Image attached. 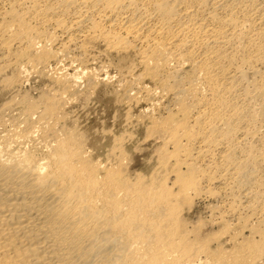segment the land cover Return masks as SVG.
I'll use <instances>...</instances> for the list:
<instances>
[{
  "label": "bare ground",
  "instance_id": "1",
  "mask_svg": "<svg viewBox=\"0 0 264 264\" xmlns=\"http://www.w3.org/2000/svg\"><path fill=\"white\" fill-rule=\"evenodd\" d=\"M95 42L138 57L119 95L148 79L164 98L145 116L155 157L92 161L80 131L57 129V90L42 112L26 99L0 137V264H264V0H0V73L20 64L15 82L23 60L46 69ZM85 56L49 76L94 88ZM207 196L220 201L205 220Z\"/></svg>",
  "mask_w": 264,
  "mask_h": 264
},
{
  "label": "rangeland",
  "instance_id": "2",
  "mask_svg": "<svg viewBox=\"0 0 264 264\" xmlns=\"http://www.w3.org/2000/svg\"><path fill=\"white\" fill-rule=\"evenodd\" d=\"M109 50L110 49H108V51H107V49H105V46L103 43L95 42V43L89 44V46L86 49V52H82L81 50H78L79 52L70 50L69 54L65 58L60 57L59 59H57L58 62L56 60H55V62H53L54 60L50 61V64L48 63V65H46V69L41 64H38L39 66L37 64L36 65L31 64V63L28 64V62H24L25 60H23L24 64H21V65L25 66V64H26L27 68H26V66H25V68L28 71H27V73L22 74V76H24V77L21 79V82H15V79L18 78V73H19V72L17 73V71L15 72V70H17V68L20 67L19 66L20 64L16 65L15 66L16 68L12 66V67L8 68L7 70H5L4 73L3 72L0 73V125H1L0 126V137H1V135H4V133L5 134H8V133L13 134L12 132L16 133L17 130L19 129L18 127L21 128L24 120L26 118L28 119V117L24 113L25 107L27 106V105H25L27 103L26 99H30V100H28V102H30V101L32 102L33 100H35L34 102L39 107L38 112L39 111L42 112L43 110H41V109H44V107H45L44 106L45 102H46L45 99L47 98V96L53 94V92H56V90H57L58 93L56 92L54 94L55 95V101L58 104L61 103V105L59 104L60 106H62V102L64 103L63 108L60 107L61 109L58 108L56 111L57 116L60 117V118L57 117V120H59L57 122V127H58L57 129L58 130H61L60 128H62V126H63L64 128H62V129H65V131H67V132L74 131L73 132L74 135L76 132H78V133H76L77 136H79L82 133L83 134V135L81 134L82 136H79V138H77V137L76 138L78 140L82 139L81 140V143L83 142L82 146L86 145L89 148L88 149L86 146H85L86 148L84 147L85 150L87 151L86 154L88 155V157L91 158L92 161L100 160V161L105 162V160H106L105 156L106 155H107L106 157L109 158V156H111V159H113V158H115L114 157L115 155L117 156L118 150L120 149L118 147H121L122 151L124 150V147H125V150L123 152H125V153L127 152V154H125V153L124 154L128 155V156H126V157H128L127 159H129V157H130L129 160L133 161V162H131V163L129 161L126 162V159L123 156L124 160L122 159V161H124L123 162L124 165L126 166L128 164L127 166H132L131 164L133 163V164H135L134 169H136V170L140 169L141 170L143 168V165H145V159H147L151 155H152V157H150L151 159L155 157V154H154L155 153L154 151L156 149L155 147L159 144V142L154 138H153L154 139L153 141L150 138H149V140H147L148 137L146 134V130H147L146 126L148 125V119L147 118L145 119V116L147 114H152L153 112H154V114H156L159 104L165 100H164V98L159 97V95L156 93L157 89L154 90V87L156 88L155 84L153 82L149 81L148 79L142 80V82H141L142 85L140 84L141 87L139 86V88H141L143 90H144V87L147 86V87H145V90H144L145 92L138 88L137 90L133 91L134 93H136L135 91H137L136 95H134V93L131 94L132 91H130L129 94L132 95L131 101L130 100L128 101L127 100L128 98H126V97L124 98L123 95H119L124 90L123 87H125V85H126V83L123 84L124 81L122 79V76H121L122 73L120 71H122L124 69V67L126 68L129 66L130 68L135 69L134 72H136V73L139 72L140 67H138V59H137L138 57L136 56L135 52H133V51H131V52L130 51H128V52L123 51L121 53V51H116V50H110L109 51ZM74 52H76V53H74ZM85 53H86L85 58L86 57L88 58V59L86 58L85 68H87L88 71H91L92 73L93 72L100 73L98 80L95 82V85L93 84V86H92L94 88L90 87L91 88L90 89L88 86H86L85 79L82 78V76L78 80L79 90L77 92H73L72 90H69L70 92H68V90L65 91L63 84H61V86H63V87L60 88L61 87L59 85L60 83L56 82L54 80L55 79L54 76H49V74H51V75H56V74L62 75L63 73H66V72H72L73 69L74 68L76 69V66H77V63L74 62L73 59L75 57H77V55L81 56L82 54H85ZM101 53H102V55H101ZM88 54L90 55L91 58L89 57ZM105 54H107V55H105ZM132 54L135 57H133ZM92 55H93V57H92ZM130 59H132L133 61ZM120 60H124V61H120ZM133 62L134 63L136 62V63L134 64ZM131 64H133L135 67L134 66L131 67ZM30 65L32 67L34 65L37 67L34 66L33 67L34 69H32V67ZM40 65L43 67L44 70L41 69L42 67ZM120 65H121L122 69H120L121 68V67H119ZM102 68L103 69L105 68V69L103 71H101ZM35 69H37V70H35ZM40 70H41V72L42 71L43 72L41 73ZM12 73H14V74H12ZM43 73L46 76L44 75L42 77ZM15 74L17 75V77ZM24 74H26V75H24ZM40 74H41V77H40ZM13 77H14V80L12 79ZM47 77H50V78H47ZM52 77L54 78L53 80H52ZM4 78H9V81L11 80V82L14 81L13 85H11L12 83L11 84L7 83L6 81L8 79H4ZM49 79L52 81L51 84H50L51 81ZM53 82L54 83L56 82V83L53 84ZM7 85H8V87H7ZM9 85H11V88L9 87ZM52 85H54V86L52 87ZM57 86H59V87H57ZM51 87H52V89H51ZM146 89H147V91H146ZM47 90L50 91V94L48 93L49 91H47ZM61 91L65 92V93H60ZM138 91H140V92L138 93ZM45 93H48V95H46ZM60 94L62 97L59 96ZM145 94H146V96L147 95L148 96L146 97ZM45 95H46V98L43 97ZM156 95H158V96H156ZM41 97L43 98L44 101H42ZM21 98H24V100H26V101L22 100ZM56 98L59 100H57ZM135 98H136V100L134 101L133 99H135ZM13 99H14V102H12ZM21 100H22V102H21ZM16 101H18V102H16ZM36 101L37 102L39 101V102L37 103ZM19 102H20V104H19ZM57 103H56V105H57V107H59V105ZM58 112L60 113V115H58L59 114ZM29 117L33 121L35 120L34 118H36L34 115L29 116ZM32 117H33V119H32ZM61 124H62V126H61ZM143 124L145 125V127ZM68 126L70 128H68ZM4 130H6V131H9V130L12 131L13 130V131L12 132L9 131L8 133H6ZM61 131H59V132H61ZM79 131H80V134H79ZM125 136H126V138H125ZM120 139L121 140L125 139V141H121ZM36 141H38V140H34V141L30 142V144L33 143V144H31L32 145L31 147H29L30 146L29 143L25 144V146L27 148H37L39 146L38 145L39 141L37 143H36ZM113 142L114 143L116 142L115 145L117 147L113 144ZM119 144L120 145L122 144V145L120 146ZM36 145H37V147H36ZM112 145H114L115 147L112 148ZM136 147H140L143 150L142 149L137 150L138 148H136ZM109 148L110 149L112 148V150L115 148L113 150L114 152H112L111 150L109 151ZM117 148H118V150H117ZM152 149H153V151H152ZM107 152L108 153L111 152L112 154L114 153L113 158H112V154L111 153L108 154ZM128 152H129V154H128ZM108 158H107L106 162L111 161L110 158L109 159ZM108 160H110V161H108ZM199 201H197V205H198L197 210L198 211L197 210L196 211L198 212L199 215H201L200 217H203L206 220L212 216L210 214L212 212L211 209L215 204H217L218 201H220V199L217 197L211 198V196H207L205 199L203 198V200L199 199ZM206 205H208V206H206Z\"/></svg>",
  "mask_w": 264,
  "mask_h": 264
}]
</instances>
